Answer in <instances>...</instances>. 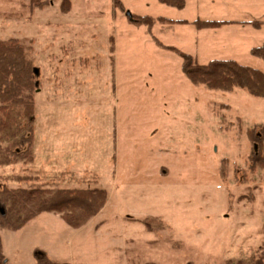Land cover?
I'll list each match as a JSON object with an SVG mask.
<instances>
[{"label": "rangeland", "instance_id": "rangeland-1", "mask_svg": "<svg viewBox=\"0 0 264 264\" xmlns=\"http://www.w3.org/2000/svg\"><path fill=\"white\" fill-rule=\"evenodd\" d=\"M28 1L0 0V40L33 48L35 158L0 168V186L99 188L109 198L79 229L44 213L0 230L6 259L35 264L40 251L68 264H237L259 255L264 170H250L247 132L264 126V99L194 85L153 37L199 65L232 60L264 73L251 54L264 45V0H186L182 10L120 0L123 12L113 0H69L68 12L65 0L42 10ZM133 15L188 24L149 31ZM197 20L231 23L198 30Z\"/></svg>", "mask_w": 264, "mask_h": 264}, {"label": "trees", "instance_id": "trees-1", "mask_svg": "<svg viewBox=\"0 0 264 264\" xmlns=\"http://www.w3.org/2000/svg\"><path fill=\"white\" fill-rule=\"evenodd\" d=\"M64 11L68 12L69 0L64 1ZM120 11L124 6L120 0H113ZM162 5L182 10L186 0H158ZM47 0H29L31 10L44 9ZM131 23L145 26L151 31L156 22L162 25L188 24L186 21H172L165 18L154 20L149 16L133 15ZM231 22H194L198 30L218 29ZM259 26V22H255ZM158 46L175 52L182 60V71L194 85H203L209 90L232 92L239 88L249 95L264 99V73L242 66L232 60H213L207 65H199L192 56L174 48L166 47L153 37ZM114 51V50H113ZM112 51V52H113ZM254 57L264 60V45L251 51ZM32 46L19 39L0 40V168L25 165L34 162L36 111V78ZM249 141L255 146L250 157V170H264V126H256L247 132ZM62 175V174H61ZM6 182L26 183L33 180L29 176H6ZM109 194L104 189H63V188H17L0 186V230L19 231L44 213L59 215L73 229H79L97 217L106 207ZM35 264L57 263L43 252L34 254ZM0 264H11L3 254L0 235ZM237 264H264V248L259 255H253Z\"/></svg>", "mask_w": 264, "mask_h": 264}]
</instances>
